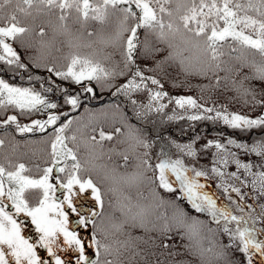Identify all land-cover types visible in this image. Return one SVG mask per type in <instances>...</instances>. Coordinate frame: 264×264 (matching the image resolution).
Masks as SVG:
<instances>
[{
    "label": "snow or ice",
    "instance_id": "snow-or-ice-1",
    "mask_svg": "<svg viewBox=\"0 0 264 264\" xmlns=\"http://www.w3.org/2000/svg\"><path fill=\"white\" fill-rule=\"evenodd\" d=\"M0 264H264V0H0Z\"/></svg>",
    "mask_w": 264,
    "mask_h": 264
},
{
    "label": "trees",
    "instance_id": "trees-1",
    "mask_svg": "<svg viewBox=\"0 0 264 264\" xmlns=\"http://www.w3.org/2000/svg\"><path fill=\"white\" fill-rule=\"evenodd\" d=\"M97 91H98V95L100 96V100L94 101L92 104H94V103L96 104L97 103V105H100L101 103L110 102L109 101V97H111V93H109V94L106 93V92L105 93H100L99 90H97ZM120 100L122 101L123 100V97H121ZM111 102H116V98L115 97H112L111 98ZM233 107L236 108V109H238V110L247 111V109H242L241 108V105H238V104H233ZM61 110H63V109H61ZM207 132L209 134H212L213 129H212L211 125L208 126ZM37 134H39V133H37Z\"/></svg>",
    "mask_w": 264,
    "mask_h": 264
},
{
    "label": "rangeland",
    "instance_id": "rangeland-1",
    "mask_svg": "<svg viewBox=\"0 0 264 264\" xmlns=\"http://www.w3.org/2000/svg\"><path fill=\"white\" fill-rule=\"evenodd\" d=\"M106 93L109 94V93H111V91H108V92H106ZM107 103H109V102H107ZM99 106H100V105H97V103H96V104L94 103V104H91V105H90V107H99ZM37 135H40V134H37ZM24 159H25V162H26V163H33V162H34V161H31V160H28L27 157H25Z\"/></svg>",
    "mask_w": 264,
    "mask_h": 264
},
{
    "label": "flooded vegetation",
    "instance_id": "flooded-vegetation-1",
    "mask_svg": "<svg viewBox=\"0 0 264 264\" xmlns=\"http://www.w3.org/2000/svg\"><path fill=\"white\" fill-rule=\"evenodd\" d=\"M60 195V193L58 194V192H57V196H59ZM89 199H90V196H89ZM29 234H31V233H29Z\"/></svg>",
    "mask_w": 264,
    "mask_h": 264
}]
</instances>
